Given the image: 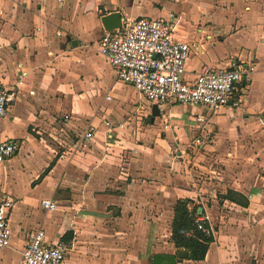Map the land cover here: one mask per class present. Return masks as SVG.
<instances>
[{"label":"crops","instance_id":"0c3cea01","mask_svg":"<svg viewBox=\"0 0 264 264\" xmlns=\"http://www.w3.org/2000/svg\"><path fill=\"white\" fill-rule=\"evenodd\" d=\"M115 10L121 20L173 16L176 38L191 46L190 80L203 66L255 63L250 83L237 85L231 98L240 96L239 104L209 113L204 143L190 147V163L205 158L206 181L195 178L200 167L182 176L166 161L172 140L182 152L190 144L201 108L158 106L173 129L156 131L153 148L144 143L153 133L133 129L136 113H150V126L156 116L98 52L107 31L101 17ZM101 62L119 82H99ZM0 83L17 91L0 120V141L19 146L0 163V196L14 200L8 217L15 245L11 257L0 249V264H18L36 226L49 242L68 233L62 264H146L153 253L175 254L170 225L183 198L193 200L214 241L202 260L180 256L176 264H264V0H0ZM114 87L127 94H111ZM89 126L92 137L81 139ZM32 164L39 167L19 195L9 173ZM35 190L42 193L33 200ZM227 190L234 199L223 197ZM42 199L57 207L41 211Z\"/></svg>","mask_w":264,"mask_h":264},{"label":"built area","instance_id":"2783aa9c","mask_svg":"<svg viewBox=\"0 0 264 264\" xmlns=\"http://www.w3.org/2000/svg\"><path fill=\"white\" fill-rule=\"evenodd\" d=\"M176 20L173 16L137 17L122 19V25L105 31L99 38L97 49L112 67L115 78L131 85L150 104L161 107L167 103L201 108L194 116L195 131L189 146L198 148L206 139L205 124L209 113H217L228 104L237 106L240 96L231 101L237 85L247 86L256 70L255 63L231 61L227 67L203 68L193 79L186 78V65L190 56V44L175 36ZM17 91L0 83V120L3 119ZM110 99V95L105 96ZM89 126L81 135L88 140L93 135ZM18 144L10 140L0 141V163L13 156ZM41 206L54 210L52 199H42ZM14 200L0 196V249L10 243L9 212ZM197 216L198 229L213 234L211 226L202 224ZM70 249V242L59 239L49 242L42 227L36 226L18 264H62Z\"/></svg>","mask_w":264,"mask_h":264},{"label":"rangeland","instance_id":"374dc122","mask_svg":"<svg viewBox=\"0 0 264 264\" xmlns=\"http://www.w3.org/2000/svg\"><path fill=\"white\" fill-rule=\"evenodd\" d=\"M183 18H185V16H183ZM99 82H101L104 85H108V84L112 85L114 83L119 82L117 80L114 81L113 74H112V71H111L110 67L108 66V64H105L103 62L100 63ZM111 94L119 95V96H125L127 94V88L126 87H122V88L121 87H118V88L114 87L113 91L111 92ZM114 98H115V96H114ZM160 111L163 112V114L159 115V116H156L155 122H154V124H152V126H150L151 121H153L152 118H151L150 113H146V115H143V114H145L143 112H147V111L142 110L140 113H136V115H134V123L132 125V127H134L133 128L134 130H138L139 132H143L144 131V133H148V135L153 133V135L151 137L152 140H151V138H148L147 141H144V143H146V145L149 148H153L154 147V144H153L154 141L153 140L155 138L156 131H157V133H159L162 130V128H166L165 124L169 125L168 129H173V125H171L170 121H169L170 113L166 112L165 110L162 111V108H161ZM186 116H187V113H183L182 114L183 118H186ZM139 128H141V129H139ZM78 144L83 146L84 142L81 141ZM170 144H171V148H170V151L168 153L169 157L167 156L168 159H166V161L174 163L177 166V167H175V169H172L174 173L182 175V176H186L188 174V168L189 167L190 168L200 167V165L203 164V162H204L203 160H205V158L202 155H200L201 157L199 158L200 160L197 161V165H194L193 162L190 163V158L189 157H190V154L193 155V153L191 151L192 149L188 145V141L187 140L184 143L185 144V147L183 149L184 152L180 151L179 147L177 148L178 142H175V141L172 140ZM160 146H162V145H160ZM28 167H29V170H24V171L18 173L17 175H15V171H12V172L9 173V174H11V176L10 175L8 176V178H9L8 182L10 184H13L15 186V181H16V192L19 195H21L22 193L27 191V183H28L29 178H31L30 177L31 173L35 170V168L39 167V164L38 165H33L32 164V165H29ZM197 170H198V172H195V174H196L195 178L201 180L202 182L206 181L207 179H209L208 173H206L202 167L197 168ZM41 191L42 190H35L32 193H30V196H32V199L36 198V197H39L38 194H41L42 193ZM13 193L15 195V189H14ZM40 209H41V211H44L42 209V206H40ZM11 246H13V247H11ZM14 248H15L14 242H10V245L5 248L4 254L8 255L9 257L13 256L14 255V251H15ZM151 252H152V248L149 247V249H148L149 257L151 255L150 254ZM146 264H150V262L148 261V263H146Z\"/></svg>","mask_w":264,"mask_h":264},{"label":"trees","instance_id":"16d2710c","mask_svg":"<svg viewBox=\"0 0 264 264\" xmlns=\"http://www.w3.org/2000/svg\"><path fill=\"white\" fill-rule=\"evenodd\" d=\"M54 160L51 161L48 166L43 170V172L35 180L39 181L52 167ZM235 192L232 190H227L224 194V198H232V194ZM222 197V196H221ZM193 200L189 198H183L177 200V203L174 207V215L170 225L171 229V240L174 243L177 251L175 254H164V253H155L151 257L150 264H176L177 261L181 260L178 252L180 250H185L187 255L185 258L191 260H202L205 256V253L208 249L210 242L214 241L213 234H207L201 229L197 228L196 218L197 206L192 205ZM202 224L204 226H209V224L203 219ZM70 238L66 232L63 236L64 241H67Z\"/></svg>","mask_w":264,"mask_h":264},{"label":"water","instance_id":"95a60500","mask_svg":"<svg viewBox=\"0 0 264 264\" xmlns=\"http://www.w3.org/2000/svg\"><path fill=\"white\" fill-rule=\"evenodd\" d=\"M101 22H102L105 30L110 31V30H114L116 28H119L122 25L121 13L118 10H115V11L110 12L108 14H104L101 17ZM151 114L154 117L160 115L159 107L156 104H152ZM201 209L202 208L200 207L199 210H201ZM179 256L185 257L186 251H183V250L179 251Z\"/></svg>","mask_w":264,"mask_h":264}]
</instances>
